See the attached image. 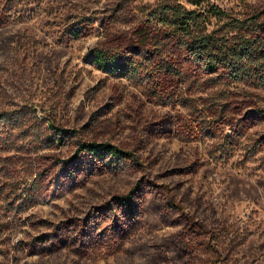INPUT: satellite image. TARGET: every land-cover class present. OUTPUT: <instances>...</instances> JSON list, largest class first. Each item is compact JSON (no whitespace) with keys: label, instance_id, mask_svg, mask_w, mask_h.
Masks as SVG:
<instances>
[{"label":"rangeland","instance_id":"obj_1","mask_svg":"<svg viewBox=\"0 0 264 264\" xmlns=\"http://www.w3.org/2000/svg\"><path fill=\"white\" fill-rule=\"evenodd\" d=\"M173 1L193 8L0 0V264H148L171 241L187 251L180 264H264V86L193 66L183 97L197 111L146 92L158 61L133 30ZM208 3L224 11L210 27L230 45L253 15L264 20V0ZM99 51L144 65L107 72ZM92 140L133 157L78 161V143ZM137 182L130 213L118 196ZM148 200L169 206L152 219ZM75 221L83 228L68 234Z\"/></svg>","mask_w":264,"mask_h":264},{"label":"trees","instance_id":"obj_2","mask_svg":"<svg viewBox=\"0 0 264 264\" xmlns=\"http://www.w3.org/2000/svg\"><path fill=\"white\" fill-rule=\"evenodd\" d=\"M205 2L208 0H189L188 3L193 8H187L179 1L159 4L147 14L146 21L133 30V35L146 53L152 54L158 61L154 66L150 63L146 67L147 75H150L146 92L160 103L169 98L175 105L191 108V112L197 111V107L183 95L194 93L193 86L188 82L193 66L204 73L225 74L232 81L250 80L256 86H264V20L259 19L261 15L257 13L247 24L240 25L242 36L233 37L230 45L229 39L219 36L217 30L210 27L212 20L221 19L224 11L209 3L203 7ZM95 57L97 64L104 70L121 75L138 73L144 65L136 60L111 56L102 51L95 54ZM243 61L250 66L249 71L238 65ZM200 104L205 108L204 103ZM213 108L206 106V113L218 117L219 114ZM105 154L118 156L123 160L133 157L131 152L116 145L94 140L79 142L74 157L80 161L84 155L100 159ZM66 170L71 172L72 169ZM139 191L137 182L126 194L118 196L130 213L141 206ZM148 201L150 204V200ZM168 204H150L148 216L154 219L155 211L161 207L168 208ZM82 228L83 225L75 221L69 224L67 233L73 234L76 229ZM40 241L45 245L46 240L40 238ZM167 247H172L175 251H164L163 248ZM157 248L148 257V264H180L187 252L184 251L183 244L181 246L180 242L173 241L161 242Z\"/></svg>","mask_w":264,"mask_h":264}]
</instances>
